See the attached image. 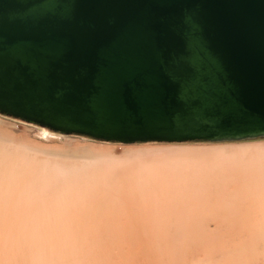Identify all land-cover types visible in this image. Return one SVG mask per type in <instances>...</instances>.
Returning a JSON list of instances; mask_svg holds the SVG:
<instances>
[{
	"label": "water",
	"instance_id": "obj_1",
	"mask_svg": "<svg viewBox=\"0 0 264 264\" xmlns=\"http://www.w3.org/2000/svg\"><path fill=\"white\" fill-rule=\"evenodd\" d=\"M0 115L123 145L264 138V0H0Z\"/></svg>",
	"mask_w": 264,
	"mask_h": 264
},
{
	"label": "rangeland",
	"instance_id": "obj_2",
	"mask_svg": "<svg viewBox=\"0 0 264 264\" xmlns=\"http://www.w3.org/2000/svg\"><path fill=\"white\" fill-rule=\"evenodd\" d=\"M0 264H264V138L123 145L0 115Z\"/></svg>",
	"mask_w": 264,
	"mask_h": 264
}]
</instances>
